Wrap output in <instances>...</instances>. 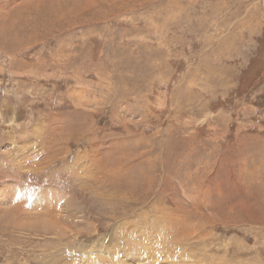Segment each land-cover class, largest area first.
<instances>
[{"label":"rangeland","instance_id":"rangeland-1","mask_svg":"<svg viewBox=\"0 0 264 264\" xmlns=\"http://www.w3.org/2000/svg\"><path fill=\"white\" fill-rule=\"evenodd\" d=\"M0 264H264V0H0Z\"/></svg>","mask_w":264,"mask_h":264}]
</instances>
